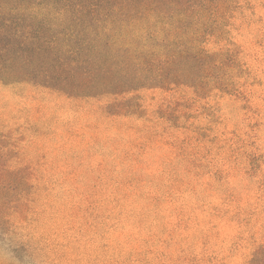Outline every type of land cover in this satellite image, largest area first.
I'll return each mask as SVG.
<instances>
[{"label": "rangeland", "instance_id": "1", "mask_svg": "<svg viewBox=\"0 0 264 264\" xmlns=\"http://www.w3.org/2000/svg\"><path fill=\"white\" fill-rule=\"evenodd\" d=\"M56 1L0 0L9 19L0 24L1 59L20 56L37 68L50 54L37 53L38 24L54 28L47 40L68 39L60 30L74 5ZM259 13L263 21L237 36L254 78L248 102L210 97L214 115L195 119L201 132L154 117H110L44 88L37 71L25 82L0 80V144L11 166L40 173L39 199H21L25 217L12 212L0 229V264H249L264 244L263 7ZM162 96L141 91L145 112ZM86 185L94 199H71Z\"/></svg>", "mask_w": 264, "mask_h": 264}, {"label": "trees", "instance_id": "2", "mask_svg": "<svg viewBox=\"0 0 264 264\" xmlns=\"http://www.w3.org/2000/svg\"><path fill=\"white\" fill-rule=\"evenodd\" d=\"M70 1L72 22L60 30L68 39L47 40L54 28L38 24L37 53L50 54L38 57L37 68L20 56L0 58L3 83L25 82L26 75L37 71L39 80L47 83L44 88L95 105L110 117L137 115L149 121L154 117L168 126L198 132L204 127L195 119L215 113L210 97L231 94L248 102L254 78L250 81L251 68L237 36L241 27L263 21L259 9L264 8V0ZM1 12L3 26L9 19ZM238 15L240 24L235 20ZM257 35L255 43L261 46L263 37ZM22 66L28 69L26 74ZM141 91L163 94L150 115L139 99ZM0 145L2 229L12 212L25 217L21 199H39L33 193V180L40 173L11 166L6 143ZM76 171L75 167L71 173ZM87 185L74 187L71 199L76 195L94 199L95 187ZM249 264H264L263 243Z\"/></svg>", "mask_w": 264, "mask_h": 264}]
</instances>
